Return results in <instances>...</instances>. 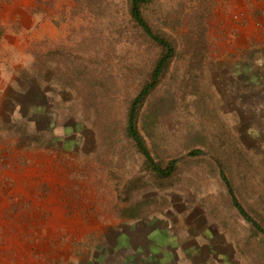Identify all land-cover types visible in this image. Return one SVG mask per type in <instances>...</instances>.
I'll return each instance as SVG.
<instances>
[{
	"label": "rangeland",
	"instance_id": "rangeland-1",
	"mask_svg": "<svg viewBox=\"0 0 264 264\" xmlns=\"http://www.w3.org/2000/svg\"><path fill=\"white\" fill-rule=\"evenodd\" d=\"M128 7L0 0V264H264L219 177L264 227V0L143 7L176 48L139 122L170 178L123 134L157 56Z\"/></svg>",
	"mask_w": 264,
	"mask_h": 264
},
{
	"label": "trees",
	"instance_id": "trees-1",
	"mask_svg": "<svg viewBox=\"0 0 264 264\" xmlns=\"http://www.w3.org/2000/svg\"><path fill=\"white\" fill-rule=\"evenodd\" d=\"M154 0H128V15L132 25L133 33L147 45L150 51L157 50L152 65L149 67L146 76L138 81L139 91L127 103L125 121L123 122V134L135 147L136 151L144 158V168L154 174L157 178H170L178 171L179 159L177 155L165 164L162 160H157L153 148L149 146L145 139L142 129L139 126L141 111L146 102L151 99L158 91L161 83L168 73L170 64L176 56V48L173 42L156 31L144 13L143 7L152 3ZM150 136L152 144H155V135L143 128ZM199 149L193 150L192 156L199 155ZM158 157V156H157ZM219 177L224 183L230 197L232 206L239 215L246 221L252 230L262 235L264 242V227L255 217L244 207L236 194L233 183L229 179L226 171L220 165Z\"/></svg>",
	"mask_w": 264,
	"mask_h": 264
}]
</instances>
